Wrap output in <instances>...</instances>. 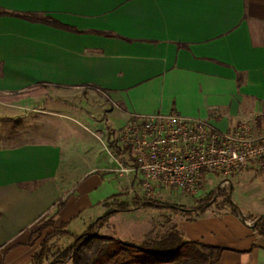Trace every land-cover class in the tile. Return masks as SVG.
I'll list each match as a JSON object with an SVG mask.
<instances>
[{"label":"crops","instance_id":"crops-1","mask_svg":"<svg viewBox=\"0 0 264 264\" xmlns=\"http://www.w3.org/2000/svg\"><path fill=\"white\" fill-rule=\"evenodd\" d=\"M0 7L67 27L0 15V92L12 96L1 119L18 115V133L27 134L0 141V264H35L39 241L28 242L42 220L52 216L48 232L65 223L80 234L126 200L132 178L123 169L133 160L118 133L131 115L176 111L222 130L242 120L264 124V0H0ZM218 92L252 101L254 119L213 115L211 105L202 115L190 110L188 103ZM247 170L257 169L240 172ZM230 180L218 184L232 190ZM216 185L205 184L198 202ZM150 210L158 209L116 212L98 231L126 240L134 230L126 241L140 242L152 228ZM170 213L186 239L223 248L217 264H264V236L246 218Z\"/></svg>","mask_w":264,"mask_h":264},{"label":"built area","instance_id":"built-area-1","mask_svg":"<svg viewBox=\"0 0 264 264\" xmlns=\"http://www.w3.org/2000/svg\"><path fill=\"white\" fill-rule=\"evenodd\" d=\"M211 113L218 114L217 108ZM118 143L133 160L132 168L123 169L132 178L127 202L151 199L164 189L196 197L209 174L230 178L247 166L264 170V126L247 120L222 130L207 118L176 111L133 114L119 131Z\"/></svg>","mask_w":264,"mask_h":264},{"label":"trees","instance_id":"trees-1","mask_svg":"<svg viewBox=\"0 0 264 264\" xmlns=\"http://www.w3.org/2000/svg\"><path fill=\"white\" fill-rule=\"evenodd\" d=\"M3 14H11L34 22L67 28L52 17L35 12H8L0 7V15ZM259 120V124H261L262 119ZM262 174H264V170L261 169L254 173L255 178ZM216 190L217 194L222 196V201L229 206V212L240 216L236 205L231 200V189L224 190L217 187ZM214 192L207 193L205 197L199 200L197 208L137 197L132 202L119 201L80 234L71 235L64 229L65 223L58 228H53L52 231L39 240L32 260L35 264H217L223 250L222 247L198 240H188L175 226L160 236L146 237L140 242L126 241L119 237L98 232L113 214L130 210V205L134 209H168L188 216L191 215L192 210H195L197 215H202L208 209ZM62 205L63 201H59L57 210ZM242 220H245V218H242ZM47 227H53L52 216L42 220L38 228L31 232L28 244L33 245ZM253 228L264 236V214L255 216ZM65 235H71L73 240L63 250L59 251L52 260H47L50 251V240Z\"/></svg>","mask_w":264,"mask_h":264},{"label":"rangeland","instance_id":"rangeland-1","mask_svg":"<svg viewBox=\"0 0 264 264\" xmlns=\"http://www.w3.org/2000/svg\"><path fill=\"white\" fill-rule=\"evenodd\" d=\"M228 95L229 94L228 93L226 94L225 92H218L213 96L203 95L201 98H199L197 102L195 100L194 102L188 103V106L193 113H196L198 115H202L205 107L211 105L217 107V109H219L218 112H220L221 114H223L224 112L228 113V112L236 111L235 117L240 115L241 117H244L246 119H250V120L254 119V114H253L254 103L252 101L249 102L247 101V99H244L242 102H237V100L234 98V95H231L230 97ZM11 97H12L11 95H7L0 92V135L4 134V137L7 138L4 139V137H1L0 141L2 140L10 141L14 139L21 140V138H24L27 135L26 133H22V134L18 133L19 130L18 115L9 116L8 119H6L5 121L1 119L2 115H4L3 113L5 112L4 103L10 101ZM232 118L235 119L234 117ZM9 125L10 127L7 128V126ZM35 125H37V123L34 124V126ZM263 126L264 124L262 125L259 124V127H263ZM36 127L37 126H35L32 131L36 135H38L39 131L37 130L38 128ZM92 144L94 149L96 150L101 149L100 147L101 145H97L96 143L95 144L92 143ZM87 156L88 153L85 152L84 154L81 155L80 159H77V161H82L83 158H87ZM255 176L256 175H254V172L247 170L240 173L238 172L230 177L231 178L230 183L233 186V189L231 190L230 193L231 200L236 205L237 210L239 211V215L242 218H246V222L244 221V224L247 226L253 225V220L257 214H264V174L258 176L257 178H255ZM224 178L226 177L221 173L209 174L208 177L206 178L205 188L209 189L216 184H217L216 186H218L219 185L218 182H220ZM215 188L216 187H214V189H212L211 192L213 193L215 191L213 197L216 195V198L214 202L210 201L209 203V207H208L209 213H212L214 215H223L225 213H229L230 210L229 206L222 201V196L217 194V190ZM229 188H230V184H226L222 189L227 190ZM151 199L159 200L162 202L182 204L189 208H197L198 205L197 197L184 196L176 192L168 191L167 189L160 190L158 191V193L156 192V194L153 195ZM186 200H192V201L191 203H186ZM145 212L150 214V215L146 214V222L152 225V228L150 227L147 228L149 229V231L148 233H146L145 235L146 237H154V235L160 236L161 234L166 233L174 225L172 219L169 218V216L171 217L172 214L170 212H173V214H179L168 209H161V210L158 209L156 211L150 210ZM183 216L186 217L188 215H183ZM192 216H198L197 211H195L193 215L191 213L189 217ZM149 220H151L152 222ZM50 228L51 227L45 228L42 231V235L37 240L39 241L45 234H47ZM101 231L103 232V230ZM133 231L134 230L131 231L128 230V232L130 233H124L122 234V236H124L126 240H130V239L132 240L136 236ZM71 235L54 237L50 240L49 242L50 251L47 260H52L59 251L63 250L73 240Z\"/></svg>","mask_w":264,"mask_h":264},{"label":"water","instance_id":"water-1","mask_svg":"<svg viewBox=\"0 0 264 264\" xmlns=\"http://www.w3.org/2000/svg\"><path fill=\"white\" fill-rule=\"evenodd\" d=\"M216 198V195L213 197L212 201Z\"/></svg>","mask_w":264,"mask_h":264}]
</instances>
